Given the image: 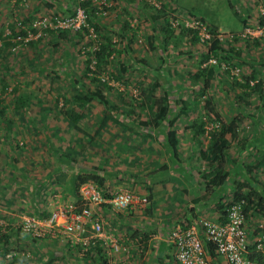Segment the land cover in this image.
<instances>
[{
  "label": "rangeland",
  "instance_id": "obj_1",
  "mask_svg": "<svg viewBox=\"0 0 264 264\" xmlns=\"http://www.w3.org/2000/svg\"><path fill=\"white\" fill-rule=\"evenodd\" d=\"M87 1L96 12L93 22L101 26L96 35L87 28L48 27L39 38L16 41L34 22L72 18ZM263 18L264 0H0V210L6 215H0V231L12 234L8 244L0 243V264L110 263L106 251L85 257L76 246L51 262L54 249L46 245L48 240H28L19 231L22 217H40L34 203L41 191L71 201L68 198L77 194L74 178L81 172H102L114 190L145 194L156 185L152 173H159L158 182L166 174L165 180L177 183L188 175L189 200L197 195L196 182L205 187L202 174L208 162L201 151L209 144V131L235 117L240 121L239 142L247 145L240 151V144L232 141L226 169L232 172L233 188L239 181L247 184V193L264 196ZM213 27L225 50L211 57L216 62L200 64L214 37ZM188 30H199L198 42ZM107 35L118 50L111 55L108 70L98 75L109 87L108 107L97 98L92 102L77 98L95 89L94 53ZM121 64L128 70L123 71ZM211 66L216 75L203 94L204 77L198 81L195 74ZM252 72L257 79L250 81L251 86L261 78L263 88L248 95L240 84ZM154 93L169 94L170 102L169 115L158 126L146 125L155 112ZM208 97L223 122L209 113ZM74 109L80 113L79 128L68 115ZM202 121L205 133L195 139L192 126ZM171 129L179 132L176 154L168 141ZM179 164L184 165L181 172ZM168 166L166 173L163 168ZM233 197L222 202L221 210ZM150 206L151 200L137 209L148 214ZM201 216L199 222L217 218ZM245 221L252 244L264 237L263 209L251 210ZM110 234L118 238L115 230ZM213 263L224 264L218 257Z\"/></svg>",
  "mask_w": 264,
  "mask_h": 264
},
{
  "label": "built area",
  "instance_id": "obj_2",
  "mask_svg": "<svg viewBox=\"0 0 264 264\" xmlns=\"http://www.w3.org/2000/svg\"><path fill=\"white\" fill-rule=\"evenodd\" d=\"M48 27L77 31L87 28L91 35H96L95 28L88 21L85 9L78 8L72 18L56 16L54 22L47 18L34 22L27 35L18 36L16 41H31L39 38L42 30ZM205 35L209 37L210 33ZM210 61L216 62V59L211 58ZM238 71L237 69L235 74H238ZM55 197V205L49 216L42 218L24 215L22 217L19 226L22 232L39 239L48 237L65 243L69 242L71 247L80 245L84 252L102 240L110 258V264H117V253L127 248L122 247L118 238L106 233L103 213L96 211V207L109 205L113 210L120 211L148 202L147 197H140L129 189H121L112 197H105L99 185L95 183H85L81 186L79 201H62L60 197ZM245 205V199L230 204L225 209L224 221L205 217L199 224L187 226L178 224L171 236V241L176 247L178 264H214L213 258L208 255L205 241L211 244L216 257L221 258L224 264H258L257 260L250 257L253 252L261 253L264 259V237L253 244L249 240ZM8 256L12 257V254Z\"/></svg>",
  "mask_w": 264,
  "mask_h": 264
},
{
  "label": "trees",
  "instance_id": "obj_3",
  "mask_svg": "<svg viewBox=\"0 0 264 264\" xmlns=\"http://www.w3.org/2000/svg\"><path fill=\"white\" fill-rule=\"evenodd\" d=\"M83 5L86 6L85 11H87V13H88L87 16L89 18L90 24L93 25L95 27V30L99 33L101 30V26H99L97 24L98 22H96V23L93 22L95 20V13L96 12L94 13L91 9H89L91 6L90 1L83 2ZM74 13H75V11H74ZM260 24L261 25L264 24V18L260 21ZM217 31H218V28L213 27L212 32L214 34V37L212 38V40H210V44L209 45L207 44V52L202 56V60H201L200 64H202L203 62H208L212 56H214V55L218 56L220 52L225 50L224 45L221 43L219 38H217V36H216ZM187 33L190 34V36L194 42L195 41L198 42V40H199L198 38H200L199 30H196V31L188 30ZM0 50H1V48H0ZM117 51L118 50L116 49V47H114L111 36H108V35L105 36V41L101 43L100 48L94 53V55H95L94 57L97 59V63H96L97 69H95L93 71L91 78L95 84V86H94L95 89L92 91L90 90V92H88L87 94H83L82 96L77 95V98H79V100L81 102H84L86 100H88L89 102H92L93 100H95L97 98L99 102L103 103L106 107H108V99H107V95H106V89H108L109 87H108V84H106V82L101 80V78L98 75L102 74L108 70L107 68L110 66V63H111V60H110L111 55ZM89 54H92V52H89ZM90 61H91L90 58H88L86 60V63H87L86 69L88 72L91 71V69L89 67ZM128 68H129L128 66L121 64V69L123 71H127ZM214 71H215V68L211 66L210 68H206V69L201 68L200 71H198L195 74L196 75L195 77L197 78L198 81H200L201 77H204V87L201 90L203 94H206V92L208 91V89L212 85L211 81H212L213 77H215V75H216ZM252 79H257L255 72H252L251 76H246L244 79V82L240 84L246 88L245 93L248 95L252 94V92H255V90H262V88H263V81L261 78L255 84V86H251V84H250V81ZM158 86H159V84H157L155 87L157 88ZM152 98L154 101L153 102V109L155 112L150 117V120L146 122V125L158 126L169 115V110H170V102L168 99L169 94L164 95V96H157L154 93V94H152ZM206 104L209 106L208 107L209 113L212 114L214 117H216L217 120L223 122V119L220 116V114L215 112L212 97L207 98ZM112 107H113V109H116V108H114V106H112ZM68 115H70V117L74 123V126L76 128H79L78 123H79V120L81 118L80 113L74 109V110L70 111ZM105 119L106 120H104V121L106 122L108 118L106 117ZM114 121H116V120L114 119ZM105 122L103 124H105ZM172 123H174V120L171 121V124ZM239 123H240V121L238 120V118L235 117L230 122H227V123L223 122L221 124V127L218 130L209 131V144L207 145V148L205 150L201 151V158L204 159L206 162H208L207 171H205L202 174V177L205 180L204 190H205L206 194H208L209 196L212 195L213 193H215L219 187L224 186L230 179L231 173H230V170L226 169L225 162H228V160H229L230 150L233 147L232 141H236V143L240 144V149H241L240 151H243L246 148L247 144H245L244 141L240 140V142H239V138H240ZM192 127L194 130L195 139H198L199 136L204 135L205 130H204V122L203 121L200 122V124L195 122ZM178 134H179L178 130H175V129H171L168 132V136H169L168 141H169L170 146L174 149L173 153H175V154L177 153V143H178L177 135ZM248 169H251L250 165H246V170H248ZM85 183L98 184L101 191L105 195V197H109V198L112 197L116 191L121 190V189H115L114 190L110 186V184H108V183L106 184V178L102 172H84V173L81 172V173H78L74 178L73 188L77 191L76 192L77 194H74L75 199H71V201L76 202V201L80 200V188ZM234 184L236 186V192H235L234 197H233L234 199H232L230 204L234 203L237 200L245 199L246 200L245 214L249 213L251 210H254V211H258V210L261 211L262 209L264 210V196L263 195L259 194L258 192H253V191H251L250 193H247V191L245 190L247 184H245V183H240L239 181L238 182L235 181ZM129 190H131V189H129ZM132 191L135 194H138L135 190H132ZM138 195L140 197H147L148 198V202L146 204H143V205L147 206L150 204V198L148 195H141V194H138ZM143 205L141 204V206H143ZM105 206L106 205L97 206L96 211H100L99 208H105ZM108 207H110V206L108 205ZM137 207H140V206L137 205ZM227 207H226V209H227ZM129 208H132V207H129ZM129 208H127V209H129ZM224 209H222V210H224ZM123 210H126V209H123ZM120 211H122V210H120ZM225 214L226 213L224 210L223 216H222V218H220L221 221L225 220ZM180 223L184 226L189 225V223H185V220H182ZM175 227H176V225H175ZM175 227H174V229H175ZM7 229H8V226H7ZM174 229H172L170 234H169L170 240H171L172 232ZM19 231L21 233L25 234L28 237V239L31 238L32 240H36V241H41V240L44 241V240L48 239V237L40 238V239L35 238L29 234L22 232L21 229ZM11 235L12 234L9 232H2V229H1V231H0V243L2 244V246H5V244H8V242L11 238ZM118 240L121 243L123 248H127V250H125V251L121 250L120 253L128 254L130 247L127 244H125L124 242H122L120 239H118ZM100 243L101 242L99 241L98 243H96L95 245L90 247L88 251L84 252L85 257H88V256L91 257L92 255H90V254H93L92 252H95V251L100 252V253H102V251L107 252V249L103 250L105 247H104V245H100ZM65 246L68 247L69 249H72L69 242H66ZM75 246L82 249L80 245H75ZM205 246L208 250V253H209L208 255L211 256V258H216L217 255L215 254L214 248L211 246V244H209L205 241ZM117 254H119V253H117ZM65 256H66V252L62 256H58L54 252L52 259H51V262H53V260H59L60 258H64ZM250 257L252 259L257 260L258 264H262L264 261L263 256L259 252H253ZM13 259H11V260H13ZM107 263L108 262L106 260L104 262V264H107ZM108 264H110V263H108ZM214 264H216V263H214Z\"/></svg>",
  "mask_w": 264,
  "mask_h": 264
},
{
  "label": "crops",
  "instance_id": "obj_4",
  "mask_svg": "<svg viewBox=\"0 0 264 264\" xmlns=\"http://www.w3.org/2000/svg\"><path fill=\"white\" fill-rule=\"evenodd\" d=\"M183 166V164L178 165L179 172L184 170ZM169 167L170 166L163 168L166 170V173ZM230 173L231 176L229 181L224 186L219 187L215 193L207 196V198L205 197L206 192L201 185L202 183L200 182L198 185L196 182L198 186V189L196 188L198 191L196 193L197 195L194 196L193 194L189 200L187 195L191 190L187 186L189 183L187 174L185 180H183V177V181L180 180L178 184L175 182L177 179L165 180L167 174L163 176V181L158 182L157 178L160 176L159 173L158 175L152 173L150 179H154L152 183L156 185L153 186V189H149V193H146L151 200V210L147 212L148 214L144 213L145 209H137L139 207L136 205V207L122 211H115L108 206L99 208L100 211L104 213L106 233L110 234L112 229L115 230L118 238L130 247L128 254L119 253L116 255V263L178 264L175 245L169 239L171 230L174 229L175 225L181 224L180 222L182 220H185V223L189 224H199L198 215H200V213L202 215L201 217L204 216L203 214H205V216L214 214V217H217L214 219L219 220L222 218L223 212L220 208L222 202L232 198V194L236 192V186L233 188V181H231L232 172L230 171ZM192 178L196 180L195 176H192ZM149 184H151V182H149ZM161 185H163L162 190H160ZM178 186L179 188L177 189ZM192 186H194V184H192ZM44 192L46 191H41L37 202L34 203L36 205V213L40 217L49 216L55 205L54 197L52 198L48 193L44 194ZM137 193L146 195L141 192ZM162 194L164 196H162ZM60 197L67 199L66 196L61 194ZM74 197L73 194L68 199H75ZM40 198H42V202H39ZM44 198L47 200L44 201ZM8 202L10 204L12 201L9 200ZM138 205L142 207L140 204ZM162 209L164 211H161ZM5 211L10 214L9 211ZM1 213L6 216L5 213L0 210V215ZM124 228L125 230H123ZM46 240H48L46 245L54 249V252L58 256H62L65 252L68 255L69 248L65 246V242L58 241L54 238H48ZM100 242V245H104L102 240ZM222 262L224 263L223 260Z\"/></svg>",
  "mask_w": 264,
  "mask_h": 264
},
{
  "label": "clouds",
  "instance_id": "obj_5",
  "mask_svg": "<svg viewBox=\"0 0 264 264\" xmlns=\"http://www.w3.org/2000/svg\"><path fill=\"white\" fill-rule=\"evenodd\" d=\"M246 215H247V214H246ZM45 217H46V216H45ZM45 217H44V218H45ZM216 258H217V257H216ZM216 258H214V259H216ZM220 259H221V258H220Z\"/></svg>",
  "mask_w": 264,
  "mask_h": 264
}]
</instances>
